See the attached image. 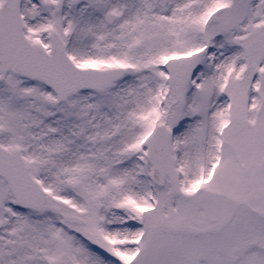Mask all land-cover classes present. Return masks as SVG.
<instances>
[{"label": "snow or ice", "instance_id": "obj_1", "mask_svg": "<svg viewBox=\"0 0 264 264\" xmlns=\"http://www.w3.org/2000/svg\"><path fill=\"white\" fill-rule=\"evenodd\" d=\"M0 264H264V0H0Z\"/></svg>", "mask_w": 264, "mask_h": 264}]
</instances>
